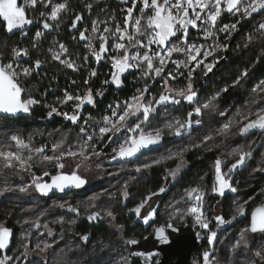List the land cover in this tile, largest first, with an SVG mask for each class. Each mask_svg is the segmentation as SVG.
I'll return each mask as SVG.
<instances>
[{
	"label": "snow or ice",
	"instance_id": "6c2138e0",
	"mask_svg": "<svg viewBox=\"0 0 264 264\" xmlns=\"http://www.w3.org/2000/svg\"><path fill=\"white\" fill-rule=\"evenodd\" d=\"M129 3V0H124ZM139 6V7H138ZM85 8L91 12L93 5L87 3ZM29 9L33 13L38 12V17L29 13ZM44 9V10H41ZM73 10L69 7L68 0L62 2H54V0H0V26H3L7 33L19 31L22 37H27L28 29L33 24L40 26V30L34 33L31 49L39 50L40 41L45 36V32H51L60 27L62 22V14H68ZM124 17L123 24L116 22V17L110 15L107 19L99 18L91 21V26L84 27L82 30L79 25L83 20V14L77 13L71 21L70 28L76 30L78 35L72 37L77 44L83 42L82 47L87 54L80 56L76 55L69 47L62 42L56 41L53 45L47 48L48 57L45 59L37 58L28 66H24L21 62L23 58L30 57L29 47L16 45L10 48L11 62L3 60L4 53L0 52V112L17 114L20 112L29 113L32 108L40 104V100L33 96L25 86L22 80L32 76L34 72H38L41 67L48 63L49 60L57 62L63 68L70 69L73 72H80L84 68H88L87 78L83 81L86 86L85 91L78 94L64 90L63 98L58 100L59 105L72 102V112L61 111L57 104L46 105L49 108L47 117L51 118L54 114L61 115L64 119L70 121L74 125L81 124V112L85 105L95 106L96 98L102 97L107 90L106 88L93 90L90 86L92 78L98 75L95 67H90V59L99 65L101 61L107 60L110 64L109 78L102 83L104 85H113L117 88L123 85V76L129 71H139L141 77L147 80L155 81L157 78L164 80V90L159 93L158 97L153 96L150 100L146 99L149 93V86H145L136 90V94L123 102H117L114 105L109 104L108 109L110 115H104L100 120H95L89 114L88 119L82 121L83 126L78 127V139L75 145L67 144L66 139L62 138L58 142H54L51 146L53 155H47L45 149L48 145L41 147H33L31 138L27 141L18 134L10 136V140L15 143L19 150H11V146H7L8 150L0 149V161L2 166L7 169L19 168L24 171H29L36 162V157H40V162H48L55 165L58 169L55 175L49 171H43L41 175H33L29 184L19 186L18 191L27 192L30 188L39 192L41 195L47 196L52 191L56 190L64 192L66 189H80L84 187L88 181L85 177L79 174V169L85 162L89 161L92 156L99 157L100 151H97L95 139L101 141L107 138L109 143L114 139H119L116 147L112 148L114 155L112 159H131L136 157L144 149L158 145L164 138L165 129L169 135L181 137L189 133L194 126H200L203 123L202 116L205 109H210L216 112L217 109L213 101L218 98L219 93L211 100L204 103H199L198 93L193 87L192 71L195 68L203 66V74L207 75L212 72L216 63L219 62L217 52L227 51L228 44L219 42V34H226V39H230L231 34L238 31V24L244 20L252 18L256 13H264V0H130V6L123 9ZM138 12V15L134 13ZM225 14H231L236 17V22L231 24H221L218 26V21ZM195 30L201 34L202 39L208 41L207 45L196 43L190 40V31ZM258 30L264 34V22L258 24ZM248 41L251 42L253 37L248 36ZM247 47V45H245ZM183 59H180V57ZM209 57L212 60L209 61ZM169 65L173 69H169ZM166 69H169L166 72ZM181 69H188L187 84L184 88L175 89L169 86V80H176L179 76H183L184 72ZM248 75L245 70L241 77L233 82V87L240 83ZM76 84L75 80L71 81ZM227 88L222 91H227ZM47 89L43 95H47ZM253 93L264 94V80H261L252 89ZM181 97L189 104L193 105L191 111H188L184 119H176L173 122L165 124L164 128L155 127L150 130H145V125L150 122V118L157 112L161 105L181 103ZM264 100V96H261ZM259 100L250 101L251 104L260 103ZM220 116L227 115L226 112L220 111ZM195 117V118H194ZM135 118V122L129 123ZM92 121L90 124L89 121ZM233 124L238 125L240 135H245L254 129L264 130V106L256 111L249 109L246 113L237 109L233 118L227 123H224L219 130L220 134L226 133ZM126 132L127 135L120 139L116 134ZM95 138V139H94ZM211 135L203 137L199 144L195 147H204L206 141L211 140ZM27 150V155L24 154ZM184 151H187L185 149ZM184 151H178L174 155L170 154L164 159H176L179 162L175 169L168 170V176L164 177L167 181L169 177L175 178L180 169L187 163L184 157ZM253 155V150L249 146L245 148H235L227 157H236L235 162H231L230 166L225 165V158L218 157L214 162V182L211 186V192L223 197L226 191L236 193L237 187L233 184L232 173L250 159ZM67 158H79L80 163L76 165V169L70 173L63 171L65 164L63 161ZM162 160H155L152 163H144L135 168L136 172L150 169L153 164H160ZM253 172L264 173V163L261 166L253 169ZM48 177V180H45ZM127 184L123 186L121 195L123 198L129 196ZM11 187H0V195L5 192L14 191ZM167 191V188L162 186L157 191L150 192L146 195L139 204L129 209V212L134 213L137 218L143 220L144 224L154 220L157 215V209L151 208L146 215L141 216L142 209L148 205L149 201L154 196ZM207 194V189L201 185H196L185 189V194L181 198L185 207L178 208L172 205V213L170 219H174L177 214L182 216H192L196 224L205 230L209 231L208 242L214 244L217 238V232L210 229L212 222L205 213L204 198ZM111 197L112 194H109ZM98 199V197H97ZM181 200H177L176 204H180ZM245 204H239L234 214L230 219H225L222 215H217L214 220L217 226L230 224L237 220L238 217L245 215ZM61 209H67L72 213H79L80 208L71 204L58 205ZM95 203L88 205L87 219L89 221L103 219L104 216L111 220L116 219V213L111 209H95ZM103 213V215H102ZM47 212L39 213L33 220H25V224H31L32 228L40 229L43 227L51 236L52 230L47 222L41 224V220ZM56 223L63 224L64 218L60 217ZM75 224V220L69 221ZM123 229V225L119 226ZM166 228L171 229L172 223L169 222L166 226L162 225L156 228V238L162 243H168L169 239L166 234ZM175 231V229H173ZM262 233L264 234V203H261L251 212L250 225L240 232V239L235 241L231 251H235L241 246H247V233ZM29 230L24 237L25 243L22 244L20 256L27 257L29 254V245L31 243ZM43 235V233H40ZM62 238V237H61ZM88 235H84L82 240L87 241ZM13 240V229L0 223V264H23L18 256L7 254L10 244ZM126 245H136L139 243L136 239H127L122 241ZM53 244L46 241L35 243L33 251L45 252L52 248ZM136 256L145 258V262L151 260L154 253L136 252ZM67 253H65V257ZM254 257L247 261V264H264V247L258 249L254 253ZM122 264H128V257L121 256ZM204 264H220L219 260L213 256L211 250L203 253ZM57 264H68V261L63 259L57 261Z\"/></svg>",
	"mask_w": 264,
	"mask_h": 264
},
{
	"label": "trees",
	"instance_id": "16d2710c",
	"mask_svg": "<svg viewBox=\"0 0 264 264\" xmlns=\"http://www.w3.org/2000/svg\"><path fill=\"white\" fill-rule=\"evenodd\" d=\"M68 2L71 9L77 8L84 11L85 5L90 3L91 0H68ZM117 10H119V7H114L113 11ZM117 12L119 13V11ZM224 20H222L223 24L228 23L226 17ZM253 32L248 33L244 30L240 33L234 32L231 34L230 39H226V35L221 34L219 42L227 43L228 50L217 52L220 60L216 63L212 72L204 75L203 70L200 69L192 73L193 87L198 93L197 99L199 103L207 102L214 97V94L219 93L218 98L213 101L217 111L213 112L210 109H205L201 117L203 123L200 126H194L189 133L181 137L169 135L168 130L165 129L164 138L158 145L142 150L140 154L131 159L117 158L114 160L107 155L112 152V148L116 147L119 139H114L112 143H109L107 138L103 141L94 138L97 151L103 152V154L97 160V156H92L93 163L87 165V167L90 169V166H96L101 175L92 181L91 177L88 176L91 182L90 187L83 189L76 195V203L81 209L78 214L70 211H59L52 198H43L41 196L27 198L14 191H9L3 194L4 196L1 195L0 221H5L6 226L11 227L15 231L13 245L7 254L13 255L17 249L20 232L25 231L27 233L30 230L31 235L29 239L31 243L29 245V254L27 257L20 256L21 251L15 254V256L19 257L20 261H23V264H57V261H62L65 258L68 264H121V256H124L129 248V245L124 244L122 241L135 238L143 239L153 231L156 225L162 223L167 224L171 222L178 225H193L192 216L183 217L177 214L174 219H170L169 211H173L171 206L174 203L176 207L184 208L185 204L181 198L185 194V189L196 185H201L207 189V194L204 198V208L210 214L212 224L216 223L213 207L222 197L211 192V186L214 182L215 160L218 157L225 158V160L229 161V164H225L223 167L230 166L232 161L235 162L236 157L229 158L227 157V153L235 148H245L247 150L252 138L257 134L264 133V130H256L245 135H240L238 125L236 124H233L224 134H220L219 132L223 124L233 118L237 109L246 113L249 109L256 111L264 106V100H261V96H264V94L252 92L255 85L264 80V34L259 30ZM249 35L253 37L251 42L247 39ZM59 39L65 41V44L67 43L69 49L76 55L83 56L86 54V51H81V49L74 47V42L69 37H60ZM199 40L202 41L203 39L197 36L194 37V41L197 42ZM50 42L54 43L56 40H50ZM43 53L45 55L41 56V58H47L48 53L46 51ZM38 55L35 53L34 58L38 57ZM44 65L46 74L35 76V81H32L28 86V92L36 95L39 100L46 102H43L35 111H32L31 118H23L19 122L20 131L26 135L33 134L34 136L37 134L36 131L39 132L38 129L43 127L44 129H48L47 133L59 130L69 132L68 138L66 137L69 143L78 141V127L83 126L82 121L88 119L89 114L95 120H100L104 115H110L108 105H114L117 102L129 99L132 95L136 94V90L140 85L137 77L133 75L134 73L124 76L122 78L123 85L119 88L111 84L104 85L102 82L109 78L110 64L100 65L97 71L98 75L91 79L88 86L93 90L101 88H106L107 90L102 97H97L95 106H90L85 114H82L79 126H72V123L69 124L60 118H56L53 122L43 121L42 118L48 112L45 109V104H57L59 106L58 100L63 98L65 89L73 94L85 91L86 86L83 81L87 78L89 71L88 68H84L80 72H73L50 60ZM89 65L90 67H95V62L90 59ZM245 70H247L248 75L240 79V83L233 87V82L240 78ZM183 72L184 75L177 78V82L181 83V88H184L188 82V70L184 69ZM72 80H75L76 84H72ZM160 85L161 82H157L151 88V93L147 95V99L153 96L158 97L160 90L163 88ZM49 88L58 92L56 94H48L43 99V93ZM224 88L228 90L226 92L222 91ZM51 99L53 101L47 103ZM178 99H181L179 105H164L166 109L165 113L161 112L162 108H158L157 112L150 118V122L144 126L145 130L147 131L155 127L164 128L168 122L184 119L187 112L192 110L193 105L181 97H178ZM252 100H259L261 102L251 104L250 101ZM64 109L72 111V105L69 103L68 105L64 104L62 111H66ZM220 111L226 112L227 115L220 116ZM89 123L91 124L92 121L90 120ZM116 135L121 139L124 136V132ZM206 135H211L213 138L206 141L204 147H195L194 145L199 144ZM48 139L49 143L53 140L52 138ZM250 147L255 156L257 152L254 151L253 145ZM185 149L187 151H184ZM178 151H184L187 163L179 178L175 180L173 185H170L164 180V177L167 175L169 169L176 168L179 161L176 159L166 160L164 158L170 154L174 155ZM155 160H162L163 162L153 164L152 168L142 170L141 172L135 171L137 166L144 163H152ZM250 160H252V164L246 162L239 169L240 174H237L233 178V184L237 187L238 191L236 193L226 192L223 196L222 216L225 219H230L234 214L236 209V205L234 204L235 199L237 201L249 200V203L246 204L247 210L245 215L232 221L225 232L217 234L214 247L218 244L219 238L222 237L221 235H224L228 230L248 227L250 225L252 210L257 205L264 203V173L254 172L252 175L255 159L253 157ZM8 176L5 178H10ZM7 184L14 185L10 181H7ZM125 184H127V191L129 192V196L126 199L121 195ZM162 186L166 187L167 191L154 196L148 203V205H152V208L155 207L157 209V215L154 220L149 221L148 224H144L141 219V226H133V213L129 212V209L136 207L146 195L157 191ZM96 193H100V196L96 195ZM109 194H112V196L110 197ZM92 198L96 199L94 202L96 208L92 209V211L111 209L116 213V219L111 220L104 216L103 219L89 221L86 209L92 203ZM177 200H181V203L176 204ZM25 207H30L31 210L26 211ZM167 208H169L168 211ZM41 212H47V215L42 218L41 224L45 222L49 224L53 233L51 236L48 235L47 230L43 227L35 229L32 228L31 224L24 223L27 218L28 220L35 219ZM60 217L64 218L65 222L63 224L55 222ZM22 219L25 220L21 221ZM71 220H75L76 223H69ZM120 225H123V229L119 227ZM40 233H43V235H40ZM235 234L236 232L233 235ZM84 235H88L89 239L87 241L82 240ZM39 241L52 243L53 247L45 252L33 251L35 243ZM257 244L258 241L255 240L252 247L254 248ZM209 247L211 246L206 232L203 246L197 248L194 253L197 254L198 258L202 259L204 251L209 250ZM65 253H67L66 257ZM212 253L214 255L213 251ZM220 254L222 257L226 255L224 251H221Z\"/></svg>",
	"mask_w": 264,
	"mask_h": 264
},
{
	"label": "flooded vegetation",
	"instance_id": "af4514ba",
	"mask_svg": "<svg viewBox=\"0 0 264 264\" xmlns=\"http://www.w3.org/2000/svg\"><path fill=\"white\" fill-rule=\"evenodd\" d=\"M54 2H62V0L57 1L54 0ZM93 5V8L91 10V12H88V10L85 8L84 11L81 9H72L73 11L68 13V14H62V22L60 24V27L58 29H55L51 32H45V36L42 38V40L40 41V48L39 50H33L31 49V44L33 41V37H34V33L37 30H40V26L37 24H33L32 26H30L28 29H26V31L28 32L27 37H22L21 33L19 31H16L14 33H7L3 26H0V52L4 53L3 56V60L5 62H11V56H10V48L14 47L16 45H22L25 47H29L30 49V57L28 58H23L22 59V63L24 64V66H28L32 61H34L37 58L43 59L41 58V56L45 55L43 52L46 51L47 53V48L51 45H53L54 43H51L50 40H54L57 39L59 42L65 43V41L60 40V37H69V39L71 41H73L72 37L74 35H78L77 31L74 30L72 31V29L70 28V24L71 21L74 19L75 14L77 13H82L83 14V20L80 22V29L82 30L84 27H89L91 26V21L93 19L99 18L101 20L107 19L110 15H113V13H115L114 7L118 6L120 8V4L117 3L114 0H91L90 2ZM112 6H113V10H112ZM44 10V9H41ZM119 11V10H117ZM29 13L32 15H35L38 17V12L33 13V11L31 9H29ZM228 19V23L227 24H231V23H235L236 22V17L231 15V14H225L223 15L220 20L218 21V26L223 24L225 21L224 18ZM223 20V21H222ZM227 22V21H226ZM260 22H264V13H256L253 15L252 18L249 19H244L242 20L239 24H238V31H236L235 33H240L243 30L251 33L252 31H257L258 30V24ZM253 32V33H254ZM221 34L224 33H220L219 37L221 36ZM201 34H199L197 31L195 30H191L190 31V40L194 41V37L197 36L199 38H202L200 36ZM226 35V34H224ZM62 39V38H61ZM74 42V47L81 49V51H85L82 47L83 42H80L79 44H77L76 41ZM208 42V41H207ZM66 45H68L66 43ZM39 54L38 57L36 56V58H34V54ZM87 54V53H86ZM108 64L107 60L101 61V63L99 65L95 64V68L98 71L100 65H105ZM45 65H43L41 67V69L38 72H34L32 74V76L27 77L25 79L22 80V84L25 86V88L28 90V86L29 84L32 83V81H35V76L37 77L38 75H45L46 74V69ZM58 91L53 90V91H48V94H56ZM47 94V95H48ZM33 95V94H32ZM47 95H43V99H45L47 97ZM36 97V95H33ZM37 98V97H36ZM38 99V98H37ZM98 98H96L97 100ZM40 104L34 106L32 108V110L29 113H23L21 114V116L17 117V118H11L9 116H3L0 115V122L4 125L3 127H0V130L4 129L6 132H8L9 135H13V134H23L24 135V139L26 137H29V134L26 135L25 133H22L20 131L19 128V122L23 119V118H31L33 112L35 111V109H37L38 106H40L41 104H43V102L46 101H42L40 100ZM53 99H51L50 101H48L47 103L52 102ZM46 105H52V104H45V109H47L49 111V108L46 107ZM72 105V104H71ZM90 107V105H85L82 114L84 115L86 110ZM63 110V109H62ZM61 110V111H62ZM72 112V111H71ZM48 113V112H47ZM47 113L46 115H44V120L48 121V122H53L56 118H60V119H64L63 116L61 115H53L51 118L47 117ZM82 114H81V119H82ZM65 122H68L69 124H71L70 121L64 119ZM45 121V122H46ZM74 124H72L73 126ZM76 126V125H74ZM39 131H41V134H35L34 136H32L31 138V144L33 147H41L43 145H48V147L45 149V153L47 155H52L53 153H50L51 151V146L52 143H49V139H47L46 137V133L48 131V129H44L43 127L41 129H38ZM256 130H261V129H256ZM255 130V131H256ZM39 133V132H38ZM26 140V139H25ZM27 141V140H26ZM33 141V142H32ZM103 154V152H101V155ZM108 156L112 157L113 156V152L107 154ZM98 157H96L97 160ZM72 159H69V161ZM93 159H90L88 162L82 164V166L79 169V174L82 175L83 177H85L88 181V183L80 188V189H76V190H69V191H64V192H54L52 195H41L39 192L35 191L33 188H30L27 192H22L21 194L27 198H32V197H43V198H52L53 201L55 202V206L58 208L59 211H68L66 208L65 209H61L58 207V205L60 204H71L74 206H77L76 203V195L79 194L83 189L90 187V180L88 177V167L86 165H90ZM63 163L65 164V168L63 169L64 172L66 173H70L71 171L76 169V165L78 163H80L79 158L75 159V166H68V160L65 159L63 161ZM43 171H49L51 172L53 175L56 174V172L58 171V169L55 167L54 164L52 163H48V162H40V158L39 156L36 157V162L33 164V166L31 167V169L29 171H24L22 169L19 168H15V169H7L4 168L2 166V164H0V180L2 181H10L12 183L15 184H21V185H25V184H29L31 182V178L33 175H41ZM10 172V173H8ZM9 175V176H8ZM10 177V178H5V177ZM5 179V180H4ZM10 179V180H7ZM48 177H45V180H48ZM92 181V179H91ZM13 185V184H12ZM4 196V195H3ZM81 210V209H80ZM67 214V213H66ZM133 226L136 225H140L141 226V219L137 218L136 215L133 213ZM140 239V238H138ZM195 251V250H194ZM192 253V264H197L198 262H200L201 264H204L203 262V256L202 259L197 257L196 253ZM158 262V259L155 260L154 264H156ZM136 264H140L139 262H137ZM199 264V263H198Z\"/></svg>",
	"mask_w": 264,
	"mask_h": 264
},
{
	"label": "rangeland",
	"instance_id": "374dc122",
	"mask_svg": "<svg viewBox=\"0 0 264 264\" xmlns=\"http://www.w3.org/2000/svg\"><path fill=\"white\" fill-rule=\"evenodd\" d=\"M98 1H100V0H98ZM114 1H116L117 3L120 4V8H119V13L117 11H115V13H113V15L116 17V22H119L122 25L123 24V17H124L123 9H125V8H127V7L130 6V0H129V3H125L124 0H114ZM134 15H138V12L134 13ZM55 40L57 41V39H55ZM192 42H196V41H192ZM196 43H203V44L207 45L209 42H207L205 40H202V41L199 40ZM216 55H217V53H216ZM180 59H183V57L181 56ZM211 60H212V57H209V61H211ZM169 69L174 70L172 65H169ZM169 69H166V72ZM200 69L203 70V66H201L200 68H195L192 71V73H195V72H197V70H200ZM181 71H184V69H181ZM131 73H134L133 75H135L137 77V81L140 84L138 89L143 88L145 86V84H147L149 86V93H148V95L151 93L150 92L151 88H153L157 82H161V85L160 86H163V88L160 90V93L164 90V86L165 85H164V80L163 79L157 78L155 81L147 80V79L141 77V73L139 71H135V70L129 71V72L125 73L124 76H126L127 74H131ZM168 84H169V86H171V87H173V88H175L177 90L181 88V83L180 82H177V79L176 80H169L168 81ZM213 96H216V94H214ZM147 97L148 96H146V99H147ZM69 104H72V102H69ZM59 107L62 110L63 107H64V105H59ZM161 108H162L161 112L162 113H165V111H166L165 106L164 105H161V107H159V109H161ZM64 110L68 111L67 109H64ZM68 112L71 113V111H68ZM133 122H135V118H133L132 121H129V123H133ZM3 126L4 125L0 122V127H3ZM122 132H124V131H122ZM36 133L37 134H41L42 132L39 131V133H38L36 131ZM69 134H70L69 132H62V131L59 130V131H55V132L46 133V137H47V139L48 138H50V139L52 138L53 139L52 140L53 143L54 142H58L62 138H64V139H66L67 144L75 145L77 143V141H74L72 143H69L68 142V139L67 138H68ZM18 135H20L22 138H24V135L23 134H18ZM126 135H127V133L124 132L123 138ZM10 136L11 135H9L8 132H6L4 129L0 130V149L8 150V147L7 146L10 145L11 146V150H14V151L19 150V149L16 148L15 143L10 140ZM32 136H33V134L32 135H29V137H26L25 139L28 140L29 138H32ZM77 137L79 139V136H77ZM248 145H250V146L253 145L254 151L257 152V154L255 156L253 154L252 157H251V158L254 157V159H255V161H254V168L261 166L262 163H264V133H260V134L255 135L252 138V141H250ZM50 153H53V152L50 151ZM24 154L27 155V150H24ZM69 159H72V160L69 161ZM75 159H73V158H67V160H68V164L67 165L68 166H72V167L75 166L74 165L75 164ZM250 159H246V162L248 164H252V160H250ZM228 162L229 161L226 160V163L225 164L226 165L229 164ZM0 164H2V161H0ZM241 167L237 168L235 170V172L232 173V178H234L237 174H240V170L239 169ZM173 169H175V168H173ZM184 169H185V165L180 169L179 173L176 175V177L174 179L171 178V177H169V179L166 182H168L170 185H173L175 183V180H177L179 178V176L184 171ZM88 170H89L88 171V176L91 177L92 180L99 178V176L101 175V172L94 165L90 166V169H88ZM168 174L169 173H167L166 176H168ZM251 174L253 175L254 172H252ZM5 186L11 187L13 189H17L16 191L14 190V192H16V193H20V194L22 193L20 191L17 192L18 191V187L19 186H23L21 184H18V185L16 184V185H13L12 186L11 184L8 185L6 181L3 182L2 180H0V187H5ZM226 192H230V191H226ZM5 193H8V192H5ZM96 195L100 196V193H96ZM239 198L241 199L240 196H239ZM91 201L93 203V202L96 201V199L95 198H92ZM248 201H247V204L249 203ZM242 203H244V201H237V199L234 200V204L236 205V207L239 204H242ZM223 204L224 203H223V197H222L221 200L218 203H216L214 205V207H213L215 216L222 215V212H223ZM244 206H245V212H246V210H247L246 204ZM151 208H152V205H148L147 207H145L144 209H142L141 216L146 215L147 212L150 211ZM25 210L26 211H30L31 208L30 207H25ZM168 210H169V208H167V211ZM170 213H172V211H169V214ZM183 217H185V216H183ZM23 220H25V219H22L21 221H23ZM27 220H28V218H27ZM0 223H4L5 224V221H0ZM5 226H6V224H5ZM244 228H246V227L232 228L231 230H228L224 235H221L222 237L219 238L218 244L215 247H214L215 243L210 245L211 247H209V250H211V251L214 252V255L213 256L216 259L219 260L220 264H247V261L249 259L255 258L254 257L255 251H257L258 249L264 247V234H262V233L253 234V233L249 232V233L246 234L247 246L246 247L245 246H241V248L237 249L235 251V253H233L231 251L232 246L235 243V241H237V240L240 239V232ZM235 232H236V234L233 235ZM25 234H26L25 231H21L20 232V237H19V239L17 241V249L15 250L13 256H15V254H17L19 251H22V247L21 246H22L23 243L26 242L24 240ZM209 234L210 233L208 231L207 232V237L209 236ZM255 240L258 241V244H257V246H255L253 248L252 245H254ZM221 251H224V253H226V255H223V257H222V255L220 254ZM41 254H43V253H41ZM198 263L201 264L200 262H198Z\"/></svg>",
	"mask_w": 264,
	"mask_h": 264
},
{
	"label": "water",
	"instance_id": "95a60500",
	"mask_svg": "<svg viewBox=\"0 0 264 264\" xmlns=\"http://www.w3.org/2000/svg\"><path fill=\"white\" fill-rule=\"evenodd\" d=\"M21 114L22 112L17 113L15 115L0 112V115L9 116L11 118H17L21 116ZM255 130L256 129L252 131ZM69 190H76V189L69 188L66 189L65 191H69ZM54 192H59V191L54 190L48 195L50 194L52 195ZM250 221H251V217H250ZM162 225L166 226V224L164 223L156 225L153 231L143 239L135 238L136 240L139 241V243H137L136 245H129V248L124 255L128 257V264H136L137 262H139L140 264H146L144 257L134 255V253L136 252L155 254L152 256L151 260L147 261V264H154L156 259H158V262L156 264H192L191 257L193 251L196 250L197 248L202 247L205 242L204 233L199 229H195L191 224H186V225L172 224L171 229L166 228V234L168 236L169 242L162 243L160 240L156 238V234H155L156 228ZM173 229H175V231H173ZM14 238H15V231L13 229V240L12 243L10 244V248L13 245Z\"/></svg>",
	"mask_w": 264,
	"mask_h": 264
},
{
	"label": "built area",
	"instance_id": "2783aa9c",
	"mask_svg": "<svg viewBox=\"0 0 264 264\" xmlns=\"http://www.w3.org/2000/svg\"><path fill=\"white\" fill-rule=\"evenodd\" d=\"M205 213H206L207 217L212 221L210 214H209L208 212H206V211H205ZM228 225H229V224H223V225H219V226H217V223H213V224H212V222H211L209 227H210V229H211L212 231H216L217 234H222L223 232L226 231ZM192 226H193L195 229H199V230H201V231L204 233V235H205L206 232H208V230L202 229V228H200V227L196 224L194 217H193V225H192Z\"/></svg>",
	"mask_w": 264,
	"mask_h": 264
}]
</instances>
